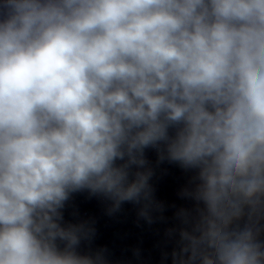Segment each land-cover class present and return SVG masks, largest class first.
Returning a JSON list of instances; mask_svg holds the SVG:
<instances>
[{"label":"clouds","instance_id":"9594fccd","mask_svg":"<svg viewBox=\"0 0 264 264\" xmlns=\"http://www.w3.org/2000/svg\"><path fill=\"white\" fill-rule=\"evenodd\" d=\"M148 149L193 173L165 259L264 264V0H0V264H109L65 205L152 224Z\"/></svg>","mask_w":264,"mask_h":264}]
</instances>
